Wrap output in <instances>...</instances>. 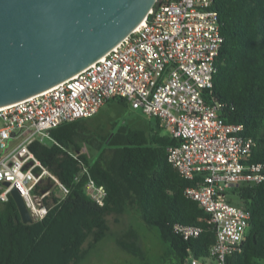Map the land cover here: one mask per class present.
I'll list each match as a JSON object with an SVG mask.
<instances>
[{"label":"built area","instance_id":"obj_1","mask_svg":"<svg viewBox=\"0 0 264 264\" xmlns=\"http://www.w3.org/2000/svg\"><path fill=\"white\" fill-rule=\"evenodd\" d=\"M214 0H156L143 21L103 56L62 82L0 107V200L15 187L33 220L43 218L47 191L34 192L45 177L60 183L29 149L65 121L94 116L118 97L148 117L178 142L166 157L179 175L191 181L186 197L207 213L215 239L204 256L190 252L186 264H230L246 235L250 210L225 198L227 188L264 181V163L250 162L255 141L242 135L243 125L225 122L222 103L206 102L223 43ZM23 133L26 135L22 136ZM17 140L9 148L10 142ZM35 167H40L38 172ZM82 173L88 175L85 167ZM5 182H9L8 185ZM86 192L98 204L106 189L88 176ZM185 240L202 233L199 225L174 223Z\"/></svg>","mask_w":264,"mask_h":264},{"label":"trees","instance_id":"obj_2","mask_svg":"<svg viewBox=\"0 0 264 264\" xmlns=\"http://www.w3.org/2000/svg\"><path fill=\"white\" fill-rule=\"evenodd\" d=\"M213 7L223 43L213 85L204 98L223 104L220 115L225 122L243 125L242 135L255 141L249 161L264 163V0H214ZM177 142L161 132L158 119L148 128L121 125L104 142L101 132L78 118L52 128L44 141L33 140L29 149L68 193L59 192L47 177L55 188L42 183L34 188L35 193L48 192L42 198L47 213L28 223L22 222L11 196L0 200V264H80L109 233L107 216L120 215L132 204L168 243L174 259L170 264H186L190 252L204 256L215 232L207 223V213L184 194L192 182L167 161V147ZM83 145L96 155L88 156ZM83 167L88 175L82 173ZM88 176L106 189L102 205L86 192ZM233 190L251 217L239 249L228 262L264 264V181L240 183ZM174 223L199 225L203 230L197 238L185 240L173 230ZM136 240L133 233L132 240L117 239V244L141 255Z\"/></svg>","mask_w":264,"mask_h":264},{"label":"water","instance_id":"obj_3","mask_svg":"<svg viewBox=\"0 0 264 264\" xmlns=\"http://www.w3.org/2000/svg\"><path fill=\"white\" fill-rule=\"evenodd\" d=\"M155 1L0 0V107L84 69L135 29ZM10 196L22 222H32L15 187Z\"/></svg>","mask_w":264,"mask_h":264},{"label":"rangeland","instance_id":"obj_4","mask_svg":"<svg viewBox=\"0 0 264 264\" xmlns=\"http://www.w3.org/2000/svg\"><path fill=\"white\" fill-rule=\"evenodd\" d=\"M155 119V117L146 116L140 110L132 109L129 103L119 101L118 97L102 105L94 116L85 118L91 129H96L97 132L102 133L104 142L121 125L137 126L142 124L145 128H148V126L154 125ZM161 132L168 134L165 128H161ZM25 135L26 133H23L18 141ZM16 141L12 140L9 148L14 146ZM83 151L88 156H91V154L95 156L97 153V151L89 150L85 145H83ZM41 185L50 188L56 186L47 177ZM225 198L233 205H242L233 188L226 189ZM107 219L110 226L109 233L99 241L80 264H170L174 260L171 255L169 256L168 243L160 238L156 227L148 226L143 221L136 204H132L120 215L111 214L107 216ZM133 233L137 236L136 244L142 251L141 255H133L117 244V239L132 240Z\"/></svg>","mask_w":264,"mask_h":264}]
</instances>
